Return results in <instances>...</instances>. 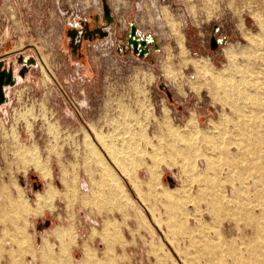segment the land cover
Listing matches in <instances>:
<instances>
[{
    "label": "rangeland",
    "instance_id": "374dc122",
    "mask_svg": "<svg viewBox=\"0 0 264 264\" xmlns=\"http://www.w3.org/2000/svg\"><path fill=\"white\" fill-rule=\"evenodd\" d=\"M0 39V264H264V0H0Z\"/></svg>",
    "mask_w": 264,
    "mask_h": 264
},
{
    "label": "bare ground",
    "instance_id": "6f19581e",
    "mask_svg": "<svg viewBox=\"0 0 264 264\" xmlns=\"http://www.w3.org/2000/svg\"><path fill=\"white\" fill-rule=\"evenodd\" d=\"M106 19L109 22H111L113 20L111 14H107L106 15ZM129 37L136 39L138 41L139 51H143L145 49V53L149 51L148 50L149 43L152 42V41H155V39L152 36L140 37V35H138V32L137 31L136 32L130 31ZM142 40H146L147 41V45L146 46L141 43ZM198 68L200 69L201 72H205V68L204 67L199 66ZM192 125L195 126V118L194 117L190 119V121L188 122V125L187 126H192ZM95 136H96V139L97 140L104 141L101 134L96 133ZM90 140H92V139L90 138ZM173 146L175 148L178 147V145H177L176 142L173 143ZM88 148H89L88 149L89 152L91 154H93L95 156V158L98 159V162H100L103 165V168H102V177L104 179L110 180V181H112L114 183L115 188L112 190V195H114V196L116 195L117 196V193H118L117 187H119V188H121L123 190V189H125L124 185L122 184V182L120 181V179L117 177L114 169L106 161V159L104 158V156L102 155V153L97 149V147L94 144L93 140H92V142L89 143ZM119 151H120V149H119ZM107 155L110 158L111 157H114V159L112 160V162H113V164L115 165V167L117 169L121 170V168H123V163H122L121 160H119L116 157V154H115V151H114V148H113L112 145H108L107 144ZM150 171H153V169L150 170ZM124 173L127 175L129 183L137 191V193L139 194L138 196H139V198L142 201L143 200V191L144 190L142 191V188H141V185H140V182H139L140 179L138 180V178L135 175L136 173L135 174L134 173H130L127 170H124ZM148 189H151V188L148 187ZM183 190H185V192H186V189L185 188ZM183 190L181 191L180 194H176V195L173 196V198H170V201H173V200L174 201H181L183 199L184 195H185V192H183ZM53 192H54L53 190L50 191V192H48L47 195L45 197H41V199L45 203H47L48 201H51L53 199V197H54V193ZM43 255H44V258L48 261V264H52V263H54V264H73L72 261H71L70 255H69V245H67V244L66 245H63L61 247V249H60V251H59L58 254H54L52 250L50 251V249L47 250V247H46V248L43 249ZM111 263H112V257L110 256V254H106L105 255V259L102 260V261H100V262H98L96 260V256L93 253L88 252L85 255L84 260L81 263H79V264H111Z\"/></svg>",
    "mask_w": 264,
    "mask_h": 264
},
{
    "label": "water",
    "instance_id": "95a60500",
    "mask_svg": "<svg viewBox=\"0 0 264 264\" xmlns=\"http://www.w3.org/2000/svg\"><path fill=\"white\" fill-rule=\"evenodd\" d=\"M104 8L106 11V15L110 14V8L106 2L104 3ZM131 31L132 32L137 31V28L135 25H131ZM129 40H130V42H132L135 52L140 53L141 55L145 54V49L143 51H139V47H138L139 45H138V41L136 39L129 37ZM141 43L145 46L147 45L146 40H142ZM218 43H219V41L216 39V37L214 35H212V38H211L212 47L215 48L218 45ZM13 82H14V79L11 75V72L0 70V103H2L5 100V95L3 93V88H2L3 84H12ZM162 86H164V85H162ZM168 180L173 181V179L171 177H168ZM37 186L38 185H36V184L33 185L34 188H37ZM47 224L48 223H45V225H47ZM38 227H40V225H38Z\"/></svg>",
    "mask_w": 264,
    "mask_h": 264
},
{
    "label": "crops",
    "instance_id": "0c3cea01",
    "mask_svg": "<svg viewBox=\"0 0 264 264\" xmlns=\"http://www.w3.org/2000/svg\"><path fill=\"white\" fill-rule=\"evenodd\" d=\"M3 36H4V33L2 34V37ZM17 51H19V48H17V49L11 48L7 44L6 40L0 39V70L11 72V75H12L14 81H17V79L19 78V76L17 75L18 69H15L11 65H8V64L6 65V61L7 60L9 61L13 56L16 57L17 61H21L22 60L21 54L23 52H17ZM47 179H49V178H47ZM46 209H52V208H46Z\"/></svg>",
    "mask_w": 264,
    "mask_h": 264
}]
</instances>
